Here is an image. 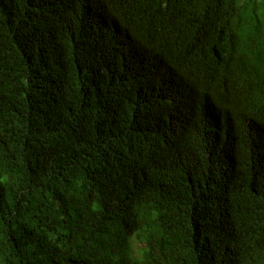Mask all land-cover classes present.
Listing matches in <instances>:
<instances>
[{"label":"trees","instance_id":"obj_1","mask_svg":"<svg viewBox=\"0 0 264 264\" xmlns=\"http://www.w3.org/2000/svg\"><path fill=\"white\" fill-rule=\"evenodd\" d=\"M62 6L74 35L45 61L22 48L39 29L24 0H0V264H264V0ZM109 15L118 39L78 63L73 23ZM161 67L164 110L131 90ZM94 81L128 110L95 111Z\"/></svg>","mask_w":264,"mask_h":264},{"label":"clouds","instance_id":"obj_2","mask_svg":"<svg viewBox=\"0 0 264 264\" xmlns=\"http://www.w3.org/2000/svg\"><path fill=\"white\" fill-rule=\"evenodd\" d=\"M65 1L66 0H24L27 10L39 22L38 32H35L31 41L29 42L27 40H21L22 48L27 55L38 56L45 61L58 60V57H60L59 50L62 40L71 38L74 35L73 26L69 23V14L60 8L62 7L65 9V7L62 6V2ZM109 17L111 19L110 15ZM103 22L106 24L105 29L94 26L92 30L89 24H87L86 22L85 24L82 21L79 24L73 23V25H75L91 41V48L89 49V51L77 56L79 57V60L77 61L78 63L82 65H91L101 54H103L107 50L106 47L103 49L102 53L96 50V41L97 37L100 34L104 33L102 39L103 41L98 45H104L105 41L108 38H111L112 41L118 39L111 30L113 27L112 19L109 21L103 20ZM137 61L138 60L134 53L131 61L132 75L148 76L146 70L138 69ZM159 82H165L171 87L173 86V83H177V80L171 71H168L166 68L161 67L159 68V72H156L155 79H153V81H151L149 84L141 86L139 89H137L132 81L131 90L133 93L138 95L149 93L152 99L150 102L155 101L156 104H161L162 109L164 110L167 108L168 100L165 96V92L161 89ZM99 85L102 84L94 81L93 89L91 92V95H93V97H91L90 103L95 111L102 110L103 108H111L114 111H119L116 109V107H119L120 110H128V108L122 102L123 97L126 94L125 89H121L117 86V89H115L114 87H112L113 85H108L104 86L99 92L97 90V87ZM154 97H159L160 99L154 100ZM163 105H165V107H163ZM213 106H216L218 108L216 104H214ZM212 111V108L208 109L209 115L211 116L209 123L210 127L218 128L220 126H226L224 121L217 119V111ZM180 123L181 121L177 122L178 126L176 127L174 124L166 122L164 119L158 121V125L163 133H166L172 129L180 128L179 130H181V136L184 133L186 126L184 127ZM118 168L119 165L117 169ZM262 179L264 180V176H262Z\"/></svg>","mask_w":264,"mask_h":264},{"label":"rangeland","instance_id":"obj_3","mask_svg":"<svg viewBox=\"0 0 264 264\" xmlns=\"http://www.w3.org/2000/svg\"><path fill=\"white\" fill-rule=\"evenodd\" d=\"M135 246L137 247V244L135 243Z\"/></svg>","mask_w":264,"mask_h":264}]
</instances>
